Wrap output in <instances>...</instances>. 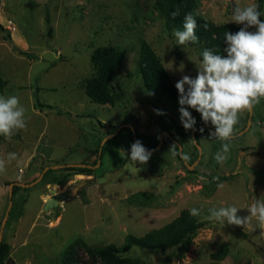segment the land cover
Here are the masks:
<instances>
[{
  "label": "rangeland",
  "instance_id": "374dc122",
  "mask_svg": "<svg viewBox=\"0 0 264 264\" xmlns=\"http://www.w3.org/2000/svg\"><path fill=\"white\" fill-rule=\"evenodd\" d=\"M160 1L0 0V95L18 96L27 121L26 128L10 138L0 135V159L13 152L18 157L6 162V171L0 173V226L10 184L31 183L47 167L37 182L12 191L2 241L15 264H60L61 252L75 238L93 247L120 245L125 235L141 236L192 208L201 210L196 218L202 226L187 249L175 246L161 252L132 246L124 255L144 264H209L211 253L227 244L223 264H264V226L255 218L248 227L206 219L209 209L228 206L239 208V217H247L254 201L263 200L264 98L252 111L239 114L226 162L215 161L223 141L214 140L208 130L197 139L202 148L198 157L188 140L192 130L181 124L178 99L148 92L138 71L141 39L151 43L175 84L184 75L195 78L202 63L196 47L178 45L174 30L166 29ZM256 2L201 0L197 11L215 23H232L235 7ZM100 45L119 46L125 52L112 80L122 94L112 105L90 100L84 90V80L94 72L91 53ZM155 109L165 114L157 115ZM188 110L196 123L202 122L199 113ZM249 113V126L246 123L240 130ZM110 125L118 129L111 133ZM127 125L140 134L135 141L147 149L156 136L167 132L181 142L192 167L178 153L172 157L171 146L164 141L147 164L122 159L117 150L130 154L133 139L121 129ZM206 125L215 129L210 122ZM110 138L111 146L97 159V146ZM95 159L99 163L93 164ZM82 162L95 165L91 174L71 175L63 184L51 181L63 173L52 165ZM222 176L225 179L219 180ZM218 183L224 187L218 189ZM51 189L65 192L66 197L44 210ZM136 191H147L154 199L146 205L127 203L125 198ZM79 254L85 257L82 250Z\"/></svg>",
  "mask_w": 264,
  "mask_h": 264
},
{
  "label": "clouds",
  "instance_id": "9594fccd",
  "mask_svg": "<svg viewBox=\"0 0 264 264\" xmlns=\"http://www.w3.org/2000/svg\"><path fill=\"white\" fill-rule=\"evenodd\" d=\"M179 11H173L171 16L175 19ZM264 16L257 4H250L243 8L237 6L232 12V23L242 25L236 33L225 32L224 39L227 47L226 56L216 51L205 48L202 51V63L198 67L195 78L188 75L176 82L175 88L179 94L178 103L180 121L184 129L195 130L196 120L188 109L200 114L202 122H209L215 128L210 133L214 140L223 141L221 148L216 152L214 159L223 164L227 161L231 145L228 141L234 135V126L239 123V114L252 111L264 98ZM207 30V25L204 26ZM197 22L191 13L184 16L183 30L176 29L172 35L178 45L195 44L199 42L196 35ZM255 28V31L249 29ZM216 37L213 36V39ZM183 66V65H181ZM157 115H164L155 109ZM27 126L26 109L20 104L16 95H0V135L10 138L15 131L25 129ZM203 131V129H200ZM195 143V140H190ZM176 145H172L169 154L177 155ZM122 159L130 163L147 164L151 158V151L145 148L141 141L136 140L127 150H117ZM18 159L16 153H8L7 159H0V173L6 171V162L11 163ZM182 159L187 161L188 155L182 154ZM203 179V177H201ZM222 183L217 184L222 189ZM240 209L235 206L211 208L208 220H215L221 224L248 227L253 220L264 226V200H255L248 209L247 217L237 215ZM190 215H201V210L190 209Z\"/></svg>",
  "mask_w": 264,
  "mask_h": 264
},
{
  "label": "trees",
  "instance_id": "16d2710c",
  "mask_svg": "<svg viewBox=\"0 0 264 264\" xmlns=\"http://www.w3.org/2000/svg\"><path fill=\"white\" fill-rule=\"evenodd\" d=\"M201 0H161L159 6V14L164 20L165 27L168 31L171 30H183L184 16L187 13H191L197 22L196 35L199 37V42L195 44H189V46L196 47L198 49L199 58H202V51L205 48H210L217 53L226 56L227 53L224 49L227 44L224 39L225 32L236 33L240 30L241 26L222 22L215 23L204 18L198 11L197 7ZM256 4L259 6V10L262 12L264 0H257ZM179 11V15L173 19L171 13L173 11ZM46 22L48 24V33L51 31L49 25L50 18L46 14ZM261 20L264 21V17L261 16ZM207 25V30H205ZM213 36L216 38L213 39ZM19 54L31 56L27 51L18 50ZM125 52L119 46L100 45L93 49L91 53V62L94 72L91 76L84 80V90L90 100L100 104H114L120 97L121 92L117 90L112 83L113 76L123 61ZM138 71L141 75L143 85L146 90L154 95H167L173 100L179 99V94L175 88V83L168 70L163 65L161 58L152 47L151 43L141 39L138 49ZM3 84V80L0 78V86ZM38 106H46L51 108L50 105H44L37 102ZM100 125H103L99 122ZM247 121L242 123L240 130L245 127ZM203 123L199 120L196 123L194 135L198 139L200 129L206 132L204 127H201ZM201 127V128H200ZM111 133L118 129V125H110ZM122 130H128L132 138V130L125 126ZM137 138H140V134L135 133ZM184 137V135H183ZM159 136L155 137L154 142L150 147H154L158 142ZM131 144L133 139H131ZM188 140H193L191 132L188 135ZM182 141V140H181ZM113 138L106 140L103 145H98L96 152L101 148V157L111 146ZM183 142V141H182ZM191 142V141H190ZM181 143V142H180ZM164 144L170 146L174 144L168 137L164 138ZM177 147V145H176ZM178 153V147L176 148ZM183 155L185 153L183 152ZM97 159L93 161V164L97 162ZM83 163V162H82ZM57 170L63 173L59 178L51 179V181L57 184H63L68 177L74 174H91L93 168L78 167V166H64L59 167ZM55 170L48 169L49 172ZM225 179L224 176L219 180ZM218 181V180H217ZM215 183H217L215 181ZM208 187V186H206ZM19 188L18 185L13 186V192ZM154 196L147 191H136L125 198V201L129 204H148ZM264 200V195H263ZM202 226L196 216L190 215V211L183 209L179 215L172 219L165 225L151 229L141 236L133 234L125 235L122 244L116 245L114 243H108L102 246L93 247L86 244L81 238H75L63 249L60 255V264H144L136 258L124 255L132 246H138L145 249L159 250L165 252L175 246H181L183 249H187L192 241V238L198 228ZM85 257H81L79 251ZM228 255V245L221 244L217 250L211 253L212 261L209 264H223L222 260ZM0 264H15L8 254V244L4 241L0 244Z\"/></svg>",
  "mask_w": 264,
  "mask_h": 264
},
{
  "label": "water",
  "instance_id": "95a60500",
  "mask_svg": "<svg viewBox=\"0 0 264 264\" xmlns=\"http://www.w3.org/2000/svg\"><path fill=\"white\" fill-rule=\"evenodd\" d=\"M251 119H250V113H249V118H248V122H247V125L246 127L249 126V123H250ZM128 127L130 125H127ZM202 127H204L206 130L208 131H211V132H214L215 129H212V128H209L208 125L206 124H202L201 125ZM131 127V126H130ZM132 128V127H131ZM194 131L195 130H192V138L193 140H195L196 142L194 143L195 147L197 148L198 150V157L201 155V152H202V148L200 146V144L198 143L197 139L195 138V135H194ZM163 134L166 135V137H168L174 144L177 145L178 147V156L182 159V154H183V151H182V145L181 143L176 140L175 138H173L171 135H169L167 132H162L160 135H159V139H158V143L148 149L150 150L151 152L155 151L164 141V136ZM132 137H133V142H135V132L134 130L132 129ZM105 139L101 142V145H103ZM100 151H101V148L99 149V155H100ZM183 160V159H182ZM99 163V162H97ZM96 163V164H97ZM183 163L185 165H187L188 167H192V165L188 164L187 161L183 160ZM64 166H78V167H88V168H93L95 165H91V164H85V163H68V164H60V165H52L51 168H59V167H64ZM47 169V167H45L43 169V171L41 172L40 176H38L33 182L31 183H20V182H12L10 184V192H9V204H8V207L6 209V212H5V215H4V218L1 222V226H0V244L2 242V236H3V228H4V225H5V222H6V219H7V216L9 214V210H10V207H11V204H12V191H13V186L14 185H18V186H30L32 185L34 182H37V180L39 178L42 177L43 173L45 172V170ZM66 197V193L65 192H57L55 189H51V196H49L48 198H46L44 204H43V209L44 210H47V209H52L54 207H56L59 203V201L62 199V198H65Z\"/></svg>",
  "mask_w": 264,
  "mask_h": 264
}]
</instances>
